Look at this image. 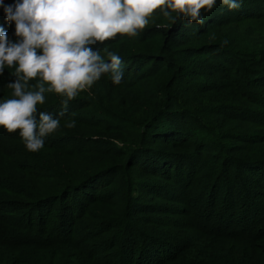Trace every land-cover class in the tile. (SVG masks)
<instances>
[{
	"label": "trees",
	"instance_id": "obj_1",
	"mask_svg": "<svg viewBox=\"0 0 264 264\" xmlns=\"http://www.w3.org/2000/svg\"><path fill=\"white\" fill-rule=\"evenodd\" d=\"M20 2L22 0H2L0 3V28L7 33L9 44L21 42L22 38L15 34V22L6 19L5 7L12 6L14 10L15 5ZM240 3L241 8H250V11L259 5L260 11L264 7V0H240ZM221 14L223 13H215L212 16ZM189 20L182 14L170 12L169 16L160 21L151 18L148 25L134 37L117 35L103 44L97 43L98 46L89 45L93 51H99L106 63H110V56L105 59L104 51L111 43H133L138 48V51L134 50L132 53H114L121 58L123 77L117 85L120 88L131 84L128 82L133 79L132 63H138L142 74L147 71L142 66H157L158 74L155 72L150 76L161 81H151L158 83L155 86H150L149 82L144 83L150 86L151 91L145 97L148 102L145 106L124 95L118 98L117 90L107 94L105 84L111 73L102 74L94 82L97 92L92 98L87 97L84 90L65 104V96L55 92L44 93L45 101L37 104L34 115L39 117L41 112L50 113L54 118L58 114L62 115H59V127L46 135L49 136L48 139L43 138L44 146L40 150L47 151L48 158L53 157V151L60 150L63 158L68 160L59 159L58 163L54 161L49 165L32 159L22 162L14 149L18 138L22 139L17 135L19 131L9 133L0 127V244L8 247L29 244L48 246L50 239L47 236L50 233H62L67 226L68 233V229H75L83 214L92 211L91 204H104V213L98 218L105 221L102 225L107 224V229H119L116 234L119 264H168L179 257H187L185 249L181 247L182 238L155 229H140L137 221L142 220L139 216L141 212L160 211L158 205L147 206L142 201L146 193L154 190L153 192L170 195L165 183L151 180L147 176H155L164 182L176 181V189H184L202 152L209 150L206 145L200 144V139L205 136L204 132L198 134L194 141L190 128L194 123L203 127L200 116H209L218 108H223V105H217L208 99L196 101L193 97H179V90L182 95L186 94L180 87L181 84L185 85L184 79L179 83L177 81L184 76L185 65L181 60H186L187 55L180 51V55L173 58L172 46L179 38L193 31L197 34L206 33L201 29L200 22L190 23ZM38 51L42 54V50ZM16 67L18 64H14L12 68L5 65L0 71V103L15 98L14 90L9 85L18 79L15 75ZM262 70L254 73L261 74ZM172 71L169 84H162L166 83L162 81V76ZM250 81L255 82L254 79ZM39 82V77L30 80L25 91H37L35 86ZM192 84L197 90L200 89L198 83L192 81ZM100 100L108 104L103 105ZM73 122L85 129L95 130L96 133L89 137L79 136L67 128ZM212 136L216 138L214 134ZM204 139L211 143L215 141L208 135ZM197 146L198 150L192 151ZM190 148L192 149L188 152ZM80 155L85 158L79 157ZM81 159L89 161H80ZM202 164L203 162L200 163ZM246 167L249 172L255 173L264 168V162L247 160ZM123 171L130 173L126 181L121 177ZM185 175H188V179H184ZM258 176L264 178V169ZM118 181H125L124 192L122 188L117 190ZM221 181L223 186L219 188V194H222L218 197L225 207L234 185H230L226 179ZM239 201L236 220L242 224H238L240 227L236 230L248 227V223L254 225L260 222L259 218L264 216V212L256 210L257 207L249 196H240ZM259 214L263 216H258ZM221 223L222 221L217 222ZM251 230V247L257 250L259 256L264 257V227ZM29 235L42 239L43 243L34 244ZM186 259L187 264H203L205 261L196 250ZM3 262L0 258V264H8Z\"/></svg>",
	"mask_w": 264,
	"mask_h": 264
},
{
	"label": "rangeland",
	"instance_id": "obj_2",
	"mask_svg": "<svg viewBox=\"0 0 264 264\" xmlns=\"http://www.w3.org/2000/svg\"><path fill=\"white\" fill-rule=\"evenodd\" d=\"M260 6L252 11L250 8L241 7L230 10L222 4V0H216L211 10H201L203 22H200V27L206 33L197 34L193 31L179 38L172 46L173 58L176 59L180 51L187 55L186 60H181L185 65L184 76L177 81L179 83L184 79L185 85L181 84L180 87L186 94L182 95L179 90V97H193L196 101L208 99L212 103L223 105V108H218L209 116H200L203 127L194 123L190 128L194 141L198 134L204 132L205 136L200 139V144L206 145L209 150L202 152L197 167L194 168L196 171H191L184 189H176V181L164 182L155 176H147L151 180L165 183L170 195L153 192L154 190L146 193L142 201H145L147 206L158 205L160 211L141 212L139 216L142 220L137 221V226L143 230L155 229L182 238L181 247L185 249L187 257L196 250L205 260L203 264H264V257L259 256L257 250L251 247L249 238L253 234H249L252 228L264 227V216L258 215L263 217L259 218L260 222L257 224L248 223L252 228L245 226L242 230H236L240 227L238 224H242L236 220L240 196H249L257 207L256 210L259 213L264 212V178L258 176L264 168L251 173L246 167L247 160L264 162V7L260 11ZM220 12L223 14L212 16ZM165 17L162 10H157L149 20L155 18L160 21ZM96 44L93 45L98 46ZM117 44L119 43L114 42L106 47L103 56L105 59L109 53L138 51L133 43ZM131 66L134 70L133 79L128 82L131 84L120 88L113 84L110 74L105 84L106 92L108 94L117 90L118 98L124 95L145 106L148 103L145 97L151 93L149 87L158 84L151 81H161L150 76L158 71L157 66H142L147 70L144 74L139 70L138 63H132ZM256 70H262L261 74H255ZM172 74L173 71L162 76V81L166 82L162 84H169ZM251 79L255 82H251ZM192 81L199 84V90L193 86ZM147 82L151 85H144ZM96 92L95 84L85 89L89 98L94 97ZM101 103L108 104L106 101ZM94 105L95 103L93 108ZM36 118L38 120L39 117ZM67 128L79 136L89 137L96 133L95 130L85 129L76 123L68 124ZM17 135H20L19 132ZM206 135L215 141L207 142L204 139ZM14 149L22 162L32 159L49 165L54 161L58 163L59 159L68 160L63 158V152L60 150L53 151L52 158L46 157L47 151L31 152L27 150L24 140L19 138ZM197 150L198 146L192 151ZM79 157L85 158L81 155ZM85 160L88 159L80 161ZM129 174L123 171L121 177L125 180ZM187 176L185 175L184 179ZM222 179L234 185L230 189L229 203H225V207L218 197L222 194H219V188L223 186ZM233 179H236L235 183L231 184ZM125 181L117 182V190L122 188L124 192ZM90 207L92 211L81 216L75 229H68L67 233V226L62 233H50L47 236L48 240L50 239L48 246L37 245L36 242L43 243V240L30 235L29 239L36 245L8 247L0 244V258L3 263L119 264V242L116 236L119 229L114 231L107 229V224L102 225L105 221L98 217L104 213V204H91ZM218 221H222L223 225L217 224ZM187 257H179L178 261L176 259L168 264H187Z\"/></svg>",
	"mask_w": 264,
	"mask_h": 264
},
{
	"label": "clouds",
	"instance_id": "obj_3",
	"mask_svg": "<svg viewBox=\"0 0 264 264\" xmlns=\"http://www.w3.org/2000/svg\"><path fill=\"white\" fill-rule=\"evenodd\" d=\"M215 4L216 0H22L14 10L5 7L6 19L15 22V34L22 40L9 44L0 28V71L5 65L18 64V79L9 85L15 98L0 103V127L9 133L19 131L27 150H40L43 138L56 131L62 115L54 118L41 112L37 120L36 106L44 103L45 92L65 96L67 104L102 74L111 73L113 84L121 83V58L109 53L110 63L103 62L99 51L89 45L103 44L117 35L136 36L157 10H164L166 17L179 13L190 23H202L201 10H211ZM222 4L230 10L242 6L240 0H222ZM37 77L38 90L25 91Z\"/></svg>",
	"mask_w": 264,
	"mask_h": 264
}]
</instances>
